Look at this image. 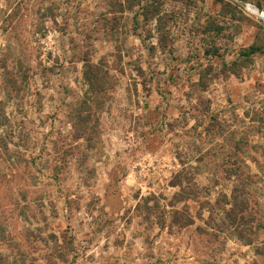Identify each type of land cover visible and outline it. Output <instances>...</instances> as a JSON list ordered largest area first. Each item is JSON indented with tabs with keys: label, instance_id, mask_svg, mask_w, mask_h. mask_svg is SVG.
Listing matches in <instances>:
<instances>
[{
	"label": "rangeland",
	"instance_id": "374dc122",
	"mask_svg": "<svg viewBox=\"0 0 264 264\" xmlns=\"http://www.w3.org/2000/svg\"><path fill=\"white\" fill-rule=\"evenodd\" d=\"M241 3L0 0V264H264Z\"/></svg>",
	"mask_w": 264,
	"mask_h": 264
},
{
	"label": "built area",
	"instance_id": "2783aa9c",
	"mask_svg": "<svg viewBox=\"0 0 264 264\" xmlns=\"http://www.w3.org/2000/svg\"><path fill=\"white\" fill-rule=\"evenodd\" d=\"M238 3V2H237ZM240 8H242L244 11L248 13V15L254 17L258 21H261L264 23V11H260L255 6L248 4V3H241L239 4Z\"/></svg>",
	"mask_w": 264,
	"mask_h": 264
},
{
	"label": "trees",
	"instance_id": "16d2710c",
	"mask_svg": "<svg viewBox=\"0 0 264 264\" xmlns=\"http://www.w3.org/2000/svg\"><path fill=\"white\" fill-rule=\"evenodd\" d=\"M157 207H158V204H157ZM146 209L148 210V212H150V211H152V209H150V207L148 206V203H146ZM175 213V217H176V219L173 221V223L174 224H180V225H186L187 223H188V221L187 222H185L184 224L183 223H181V221L182 220H180V219H178L179 217L178 216H181L182 215V213L181 212H179V211H175L174 212ZM174 217V218H175Z\"/></svg>",
	"mask_w": 264,
	"mask_h": 264
}]
</instances>
